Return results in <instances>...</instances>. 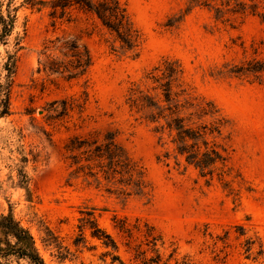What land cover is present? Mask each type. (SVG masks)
Instances as JSON below:
<instances>
[{
    "label": "rangeland",
    "instance_id": "rangeland-1",
    "mask_svg": "<svg viewBox=\"0 0 264 264\" xmlns=\"http://www.w3.org/2000/svg\"><path fill=\"white\" fill-rule=\"evenodd\" d=\"M1 1L3 11L12 2L17 19L8 42H0L2 75L7 53H16L10 114L0 117V213L29 229L45 263L264 264V70L230 71L264 60L261 17L218 18L219 0H120L139 33L134 55L87 13L72 9L70 21L53 24L47 7ZM252 2L264 13V0ZM56 37L88 50L85 75L38 70L40 51ZM165 60L180 69L173 92L193 105L182 115L206 125L208 145L225 156L211 176L186 163L171 137L129 105L131 88L162 97L152 77ZM202 108L216 112L199 119ZM215 122L220 132L209 133ZM108 130L143 171L142 193L71 174L70 139H101ZM87 213L115 251L91 237L88 225L75 244ZM0 264L31 263L0 257Z\"/></svg>",
    "mask_w": 264,
    "mask_h": 264
},
{
    "label": "trees",
    "instance_id": "trees-1",
    "mask_svg": "<svg viewBox=\"0 0 264 264\" xmlns=\"http://www.w3.org/2000/svg\"><path fill=\"white\" fill-rule=\"evenodd\" d=\"M207 6L209 1L215 0H190L189 3ZM219 0V6L215 7L216 17L225 14H244L249 11L253 15H259L264 22V13L256 12L254 0ZM27 3L38 10L49 8V17L54 24L56 20L70 21L72 9H77L93 16L102 29L113 37L114 42L119 43L123 51H131L136 55L139 41V33L134 28L126 8L120 0H27ZM0 0V42L6 44L12 35L16 23L17 8L9 1L2 10ZM188 8H191L188 7ZM15 45L20 48V40L16 38ZM50 50H52L50 52ZM38 70L65 75L67 79H76L86 74L91 65V56L84 46H80L75 39L56 37L49 40L39 53ZM161 75L152 77L157 83V89L161 90L162 97L145 93L138 88H131L128 97L129 105L137 112L144 114L143 118L155 124L154 131L161 136L167 133L171 142L175 145L177 155L183 156L188 164L197 168L202 176L212 175L214 166L225 161V156L214 146L208 145L205 139L206 125L194 126L189 116L182 115L184 109L190 108L192 103L184 99H178L179 93L173 92L172 84L177 79L180 69L176 61H163ZM16 67V53H7L5 62L0 72V117L10 114V94L13 84V75ZM231 69L235 74L257 73L264 70V60L252 61L247 67ZM208 106H212L208 103ZM210 109H200L198 118L204 115H213ZM209 133L220 132V122H215L208 128ZM201 141L203 149L199 145ZM71 152V166H75L72 175L80 173L85 177H92L96 181L100 178L106 182L117 184L121 191L127 195L130 193H142L145 184L143 171L130 158L125 148L117 141L116 132L108 130L102 138L88 136H74L66 145ZM83 224L79 226V236L75 244L84 239L83 229L85 225L90 228V235L110 247L114 251L117 245L114 239L104 229L98 226L96 220L87 213L81 218ZM46 241V240H43ZM0 257L5 260L10 258L25 259L31 264H46L39 254L36 240L28 228L23 226L11 212L0 213Z\"/></svg>",
    "mask_w": 264,
    "mask_h": 264
}]
</instances>
